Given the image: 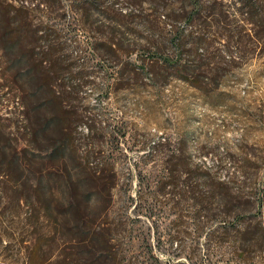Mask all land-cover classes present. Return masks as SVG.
I'll return each instance as SVG.
<instances>
[{"label":"rangeland","instance_id":"obj_1","mask_svg":"<svg viewBox=\"0 0 264 264\" xmlns=\"http://www.w3.org/2000/svg\"><path fill=\"white\" fill-rule=\"evenodd\" d=\"M263 8L0 0V264H199L210 230L264 225Z\"/></svg>","mask_w":264,"mask_h":264},{"label":"trees","instance_id":"obj_2","mask_svg":"<svg viewBox=\"0 0 264 264\" xmlns=\"http://www.w3.org/2000/svg\"><path fill=\"white\" fill-rule=\"evenodd\" d=\"M237 2H251L256 3L261 1L264 2V0H236ZM0 19V26L2 29L8 28L10 26V23L5 20L4 15ZM2 20V21H1ZM251 26L252 30L254 32V39L258 44L262 42L264 44V8L259 10L257 13H253L252 17L248 19L247 21ZM5 36V35H4ZM4 36H1V39L3 41L4 45H1V49L4 53L8 54L10 50L12 49V45H8L4 41ZM18 62L20 60L18 59ZM195 76V75H194ZM193 79H200V76L194 77ZM191 84L197 85L195 81H192ZM198 86V85H197ZM44 89L42 86L37 88V92ZM24 96L22 97L24 102L27 100L25 93L22 91ZM37 95V94H36ZM32 97H35V91L32 95ZM26 102L25 106L27 108L36 110L35 112L41 111L43 108L47 107L44 106V104L41 102L38 106L34 108V105L31 102ZM60 107V120H54V121H47L46 119L43 120L41 117L44 114L37 113L40 117H36L34 125L36 126L35 129H33L34 135L37 136V134H42L48 127L56 126L60 124V129L62 130L63 127V119L64 114H67L66 111H64L62 104H59ZM58 105V106H59ZM51 106V105H50ZM65 108V107H64ZM38 110V111H37ZM29 116V115H28ZM44 117V116H43ZM64 141V140H63ZM60 144V153L59 151H55L53 156H60V158L65 155L64 148L66 146L65 142ZM97 235V234H96ZM216 240V242L213 241V238ZM208 237V240L205 242L204 249L206 253L204 254V260H200L199 264H257L253 259V254L259 255V258L262 259V262L260 264H264V225H257L256 227L247 225L245 223H223L220 225L219 228H216L214 230H210L209 233L205 235V238ZM95 239L98 249H101L100 244L102 245V240L96 236L93 237ZM93 238L91 241H93ZM210 240V241H209ZM214 243V247L212 246ZM222 243H228L229 251L226 253V257L224 255L221 256V259H218L217 256V250L222 247ZM96 246V247H97ZM95 248V245L94 247ZM224 254V253H223ZM217 258V259H215ZM153 262L155 264H159V261L157 259H154ZM94 264H120V262H117L116 257L113 256L112 258L109 257H101L97 256L94 258L93 261ZM142 264H148L147 262H143Z\"/></svg>","mask_w":264,"mask_h":264}]
</instances>
